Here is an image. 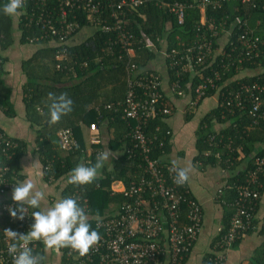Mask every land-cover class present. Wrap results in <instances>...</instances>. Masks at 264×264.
I'll use <instances>...</instances> for the list:
<instances>
[{"label": "built area", "instance_id": "built-area-1", "mask_svg": "<svg viewBox=\"0 0 264 264\" xmlns=\"http://www.w3.org/2000/svg\"><path fill=\"white\" fill-rule=\"evenodd\" d=\"M146 1L148 0H26L25 8L20 13V20L23 17L25 27L33 22L40 26L41 35L35 39H29V43L51 38V43L55 44L54 47H60L68 44L69 40L78 33L76 12H84L90 18L94 30L116 33L115 39L109 41L107 48L112 50L113 45H119L126 51L129 58L135 55L132 45L134 42L145 43V47L150 49L154 47L152 41L142 31L139 32L141 38H136L127 29V16H131ZM227 1H237L242 4L251 2V0H198L201 17L197 31L203 32L202 37L190 43H182L183 48L180 51L175 48L169 50L166 48L156 53H160L166 60L167 71L175 76V80L172 79L170 82L171 88L178 92L181 91L182 73L195 74L197 67H203L207 60L214 62L215 57L220 56V69L213 70L210 76L202 78L193 87L194 98L190 105H195L210 88H217L216 83L230 68L223 63L224 57L230 59L233 65L236 61L242 62L244 58L257 56L261 52L259 49L261 41L254 36L255 27H251L247 20L236 25V29H241L238 34L240 45L238 47L234 45L230 29L226 28L225 22L216 23L213 17L206 16L205 10L208 6L220 8L222 3ZM1 3H8V0H0ZM164 6L168 12L177 16L179 23L182 22L185 10L183 3L171 2L165 3ZM205 32L208 33V37ZM221 36H226L224 44L220 48L219 46L213 48L214 39L219 40ZM227 44L232 46L230 52L224 50ZM236 50L238 52L231 56ZM55 59L57 62L54 69L64 72L67 69L65 62L68 60L65 49L57 50ZM148 69L149 71L139 69L135 63L127 61L125 77L127 91L121 104L123 116L138 122L127 135L131 139L133 148L140 151L144 163L142 169L148 177L141 173L137 182L131 181L128 188L124 186L120 192H123L127 200L121 202L117 211L111 216L97 219L96 227L102 231L100 244L91 250L89 255L79 259L75 258L77 253L68 250L66 258L69 264H182L183 257L190 252L196 240L202 222L201 204L190 194L188 183L184 186H177L174 183L175 172L172 169L171 160H168L167 164L161 163L158 158L150 155L152 146L155 147L153 141H158L159 146H162L163 142L157 135L148 137L144 132V126L140 124L146 125L157 115L163 116L164 119L165 115L171 114L165 101H161L163 97L158 72L153 68ZM68 71H72V68H68ZM258 81L260 83L240 84L235 90H226V95L222 92L221 99L217 98L216 105L229 112L248 108V113L253 117L252 123L256 124L261 117L264 75L258 78ZM187 84L191 87L190 82ZM262 114L264 115V111ZM90 126L94 127V124ZM156 130L159 128L156 127ZM165 134L170 136V130H166ZM6 136L0 131V169L7 167L6 173H0V179L3 180L0 183V219L6 222L4 226H0V231L4 232L5 229L10 228L24 234L34 223L31 212L35 210L29 209L23 220L14 218L9 208H17V202L1 198L6 192L13 190L14 183L18 182V175L10 168L13 155L10 150L17 147L18 143ZM57 136L61 149L67 153L78 145L70 127L60 129ZM215 139L216 135L211 134L206 141L211 145ZM127 154L131 157L132 150L127 151ZM216 156H219V152H216ZM254 163L258 166L264 165V151L261 156L255 157ZM48 169V165L44 167V170ZM257 178V171H250L245 180L246 184L235 186L237 198L232 203L230 225L221 239L215 241L216 254L213 258H209L214 264H220L225 260V252L250 229L264 228V214L257 215L254 209L255 202L261 196L262 188ZM54 181L52 177H49L47 182ZM231 188L233 185L225 181L216 192L217 199L224 195L226 189ZM86 200H83L85 208ZM18 216L19 212H17ZM10 243L12 241L7 240L3 233L0 236V264H12V257L7 250ZM37 244L38 242H35L30 246L35 250Z\"/></svg>", "mask_w": 264, "mask_h": 264}, {"label": "trees", "instance_id": "trees-1", "mask_svg": "<svg viewBox=\"0 0 264 264\" xmlns=\"http://www.w3.org/2000/svg\"><path fill=\"white\" fill-rule=\"evenodd\" d=\"M180 2L185 6L183 20L178 22L177 16L168 12L165 3ZM0 4V34H4L7 38L12 29V17L6 16L2 12L3 5ZM106 13V11H105ZM79 28L78 33L81 30L90 29L91 34L87 35L82 41L77 44H64L60 47H54L51 42V38L34 40L33 44L41 45L39 53H43L47 58V62L43 63L47 73L42 74L46 77V80H51L54 85H41L30 83L33 86V90L30 91L24 97V102L27 108V119L32 127L38 126L35 129L36 133V150L40 154L42 170L45 166H49L48 170H44L43 176L46 181L49 177H52L55 181L61 177H68L71 170L77 166L78 163H82L81 160L83 153V137L81 134V128L78 125L79 121L89 126L92 123H96L97 126L106 122L107 127H113V138L109 140V146L113 150H120L121 154L112 163L111 169L103 167L101 169L100 177L93 182V184L78 186L68 183L62 191V198L66 197H80V203L84 206L86 200V211L89 215V223L92 229L97 230L99 233L102 231L96 227L98 218L105 216H111L117 210V207L121 202L126 201L127 197L123 192H114L111 189V184L115 181H122L125 187L130 186V182H137L140 174L148 177L143 172V158L138 149H134L131 139L127 135L131 128L137 125V121L133 118H125L123 116V106L121 105L125 99L127 84H126V67L127 61L133 62L139 69H146L149 71L148 62L154 59L157 54L152 49L145 47L144 43L134 42L132 45L135 49L134 57H129L126 51L119 45H113L112 50L107 47L111 40L116 37L115 32H101L99 29L94 30L91 26V20L84 12L77 11ZM207 17H213L216 23L225 22L226 28L230 29L231 39L234 45L240 46L238 42V34L241 29H236L238 23L247 20L251 27H255L254 36H257L261 43H259L260 53L257 56H250L244 58L242 62H235L231 65V60L224 57L223 63L230 66L229 71L225 72L222 79L218 81L217 88H210L207 90L204 96L198 100L195 105L198 106L201 101L216 94L217 98L221 99V93L226 95V90H235L240 84H252L258 82V78L264 75V0H251L249 3L242 4L237 1L223 2L220 8H213L208 6L205 10ZM104 15V14H103ZM108 17V14H106ZM144 15L145 18H141ZM200 9L198 7V0H148L144 2L137 11L132 15L127 16V29L136 36H139V31L144 30L149 36V39L160 47V40L166 38V48L169 50L175 48L178 51L182 50L181 45L190 43L196 38H201L203 32L197 31V27L200 24ZM105 19L104 17H102ZM170 27L167 29V24ZM21 28V42L28 43L29 39H35L41 34L40 26L34 24L29 26L23 25V17L20 20ZM199 33V35H198ZM207 37L208 33L205 32ZM198 35V36H197ZM4 37V38H5ZM133 41V39H132ZM202 41V39H200ZM219 46L217 39H214L213 48ZM228 44L224 50L230 52ZM67 53L68 60L66 63L67 69L64 72L51 71L52 65L55 66L57 60L55 54L57 50H64ZM237 50L234 51L233 56ZM222 58V57H221ZM168 61V60H167ZM211 61V63H209ZM230 63V64H229ZM1 65V59H0ZM50 65V66H49ZM68 68H72V71H68ZM220 69V56H216L214 62L207 60L203 67H197L195 74L191 72L182 73L180 78L181 88H185L186 83L190 82L191 95L194 98L193 87L200 82L204 77H208L212 74L213 70ZM245 70L255 71L251 75H242L241 72ZM41 71V70H40ZM51 73H50V72ZM31 72V73H30ZM29 72L28 77L36 79L39 76ZM51 74V75H50ZM170 74V82L175 80V76ZM41 76V77H42ZM63 76H68L70 80L78 78L77 82L71 84L60 83V79ZM35 81V80H33ZM59 82V86L58 85ZM42 86V87H41ZM161 91V90H160ZM54 93L60 95L61 93H67V95L73 100V111L71 114L64 116L61 121L52 127H49L45 121L44 115H38L36 110L37 101L42 97H47L48 93ZM161 101H165L167 107L173 111L172 106L166 100L162 93ZM190 107V108H191ZM46 113L48 109H46ZM248 108L239 111L235 109L232 112L224 111L222 108L216 105L213 109H210L200 119L196 130V142L197 155L194 160H201L204 164H216L220 161V165L229 170L230 176L226 180L227 183L233 185V188L226 189L224 195L217 200L223 206L224 214L222 219V228L216 237V241L226 233L230 225V217L232 214V203L237 198V189L235 186L246 184V179L250 171H257V182L262 184L260 189L261 196L254 204L255 212L259 213L260 202L262 194L264 193V165L258 166L254 163V159L257 156H261L264 151V96L262 97L261 117L256 124H253V117L248 113ZM8 116H13V110H5ZM169 116V115H167ZM166 115L164 117H167ZM163 116L157 115V117L150 119L144 126V132L148 137L157 135L162 140L163 145L159 146L158 141H153L155 147L152 146L150 155L154 158H158L161 163H168V160L164 158L165 152L170 149L169 139L166 130L168 126ZM189 118V116H188ZM187 118V119H188ZM220 122L224 124V128L220 131L213 130V123ZM70 127L73 131V135L78 142L72 151L67 153V156L61 157L57 150L60 148V141L56 133L63 128ZM156 127L159 130H156ZM215 134V141L209 145L206 138L209 135ZM7 137V136H6ZM13 140V139H12ZM15 141V140H14ZM18 146L12 148L10 152H13L10 162L11 170L15 171L19 177V160L27 150L26 144L22 141H18ZM39 149V150H38ZM132 150V156L128 157L127 151ZM205 151L210 152V155L204 156L202 153ZM221 153V156L217 158L215 153ZM97 152H93L90 156L91 162L85 164L88 166L94 165L96 161ZM142 167L139 168L138 166ZM241 165V166H240ZM131 200V199H130ZM116 207V208H115ZM6 224L4 219H0V226ZM257 225V220H255ZM257 227L250 229L246 234L256 232ZM258 232L264 233V228L258 229ZM245 234V235H246ZM3 232L0 231V236ZM241 236L237 239L233 246H236L241 239ZM70 249H62L61 264H69L66 258V252ZM34 254L42 255L40 244L35 250ZM190 252H187L183 257L182 264L186 261ZM209 258H213L209 256ZM209 258L205 259L206 263L210 264ZM256 263L264 264V242L257 248L256 256L254 258ZM213 263V262H212Z\"/></svg>", "mask_w": 264, "mask_h": 264}, {"label": "crops", "instance_id": "crops-1", "mask_svg": "<svg viewBox=\"0 0 264 264\" xmlns=\"http://www.w3.org/2000/svg\"><path fill=\"white\" fill-rule=\"evenodd\" d=\"M20 17V14L12 17V29L7 38L4 34H0V131L16 142L22 141L26 144L27 150L19 160L18 182H23L29 178L33 179L36 184V190L45 193L40 209H34L39 211L52 207L55 202L62 198V191L67 185L68 177L64 176L53 183H49L43 176L41 158L36 150L38 147L35 142V129L38 126L32 127L27 119L24 97L33 90V86H30V83L37 84L38 82L42 86L45 84L53 86L54 83L42 76V74L47 73L43 65V63L47 62V58H45L46 56L43 53H39L42 51L41 45L21 42ZM141 18L143 19L145 16L141 15ZM169 27L170 24L168 23L167 29ZM140 31L147 36L144 30ZM91 32L90 29L81 30L69 40V44H77ZM225 38L226 36L219 38V48L224 44ZM156 45L154 44L152 48L155 53L166 49V38L160 40L161 48ZM148 64L149 68H153L158 72L161 78V91L173 108L172 114L164 118L171 135L169 139L170 149L163 156L167 160L176 161L180 167H191L192 171L189 173L188 187L190 194L201 204L202 208V222L199 232L183 264H209L206 263L205 259L216 254L214 243L222 228L224 214L223 206L217 200L216 192L229 178L230 172L219 164L220 161L212 165L210 163L204 164L201 160H194V158L197 155L195 142L198 123L206 112L216 107L217 96L215 94L206 97L198 106L191 107L192 95L189 85L186 83L185 88H181L180 92L171 88L170 75L167 71L164 57L158 53ZM31 70L33 74L39 76L37 81L36 79H31L32 77H28ZM52 70L55 71L53 65ZM254 72L245 70L241 72V76L251 75ZM77 80L78 78L70 80L68 76H63L59 82L71 84L77 82ZM59 82L56 86H59ZM209 99H213V103ZM46 100L47 97H42L37 101L36 110L39 109V111L37 110L38 115L46 113L47 107L44 103ZM9 109L14 112L11 117L5 113V110ZM80 121L78 125H81L84 144V155L81 157L82 163L89 164L91 162L90 156L93 152L98 153L107 150L109 151V159L104 167L108 170L111 169L113 161L121 154L120 150H113L109 146V140L113 138V127H107L106 122L100 126L92 123L94 127H91V124L87 126ZM223 128V123H213L214 131L217 132ZM57 152L61 157L67 156V152L62 150L61 147ZM202 154L208 156L210 152L205 151ZM220 156L221 153L216 157L219 158ZM99 171L101 173V170ZM37 173L40 174L38 175ZM116 183L120 185V188H115ZM124 186L122 181H115L111 184V189L114 192H120ZM12 192L13 190L6 192L1 198L12 199ZM259 214H264V193L261 197ZM263 242L264 233H260L258 230L244 235L236 246L225 252L226 258L220 264H258L254 258L257 248ZM39 244L42 255L45 257L43 264H61L62 251L57 253L54 250H45L43 243L39 242ZM210 264L214 263L210 261Z\"/></svg>", "mask_w": 264, "mask_h": 264}, {"label": "clouds", "instance_id": "clouds-1", "mask_svg": "<svg viewBox=\"0 0 264 264\" xmlns=\"http://www.w3.org/2000/svg\"><path fill=\"white\" fill-rule=\"evenodd\" d=\"M25 4L26 0H8V3L3 5L2 12L9 17L17 16L23 12ZM44 103L48 112L42 115L49 127L57 125L64 116L73 111V100L67 93L56 95L50 92ZM108 159L109 151L105 150L97 153L94 165L78 163L71 170L68 183L78 186L93 184L100 177L99 170L103 169ZM172 169L175 172L174 183L177 186L188 183L191 167H180L176 161H172ZM6 172L7 167L0 169V173ZM2 182L0 179V183ZM14 184L12 200L17 202V208L10 207L9 212L12 217L23 220L29 209H40L45 193L36 190V184L30 178ZM80 199L78 196L66 197L55 202L52 207L32 211L34 223L27 233L21 234L10 228L5 229L3 232L5 238L12 241L7 249L12 257V264H43L45 257L34 254L30 246L35 242H42L45 250H54L57 253L61 249H70L77 253L76 259L89 255L90 251L100 244L102 237L97 230L91 228L89 215L79 202Z\"/></svg>", "mask_w": 264, "mask_h": 264}, {"label": "rangeland", "instance_id": "rangeland-1", "mask_svg": "<svg viewBox=\"0 0 264 264\" xmlns=\"http://www.w3.org/2000/svg\"><path fill=\"white\" fill-rule=\"evenodd\" d=\"M209 100H210V102H212V103H213V101H214L213 99H209ZM209 100H208V101H209ZM115 188H120V185H119L118 183H116V184H115Z\"/></svg>", "mask_w": 264, "mask_h": 264}]
</instances>
